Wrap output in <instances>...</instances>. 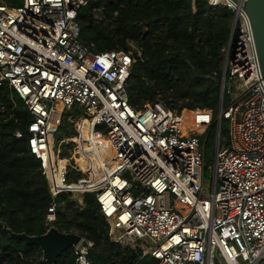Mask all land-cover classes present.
Returning a JSON list of instances; mask_svg holds the SVG:
<instances>
[{"label": "built area", "instance_id": "1", "mask_svg": "<svg viewBox=\"0 0 264 264\" xmlns=\"http://www.w3.org/2000/svg\"><path fill=\"white\" fill-rule=\"evenodd\" d=\"M90 1L23 0L13 7L0 0V88L16 93L32 116L27 149L40 159L52 197L48 223L56 220L59 195L82 204L79 198L94 193L110 240L140 251L137 263L264 264V75L248 0H208L228 9L233 21L223 49L222 100L226 94L228 102L218 118L214 163L207 167L202 137L184 129L187 111L178 113L160 100L140 111L131 106L127 82L141 57L134 45L127 52L93 53L81 42L78 14ZM68 110H80L93 135L114 150L115 166L95 148V185L83 187V170L63 158L70 143L82 156L73 141L82 119L77 137L56 144ZM223 119L228 139L220 134ZM87 147L92 150L90 142ZM50 148L66 166L56 161L52 171ZM205 169L212 173L209 186ZM94 247L82 237L73 248L75 263L95 264Z\"/></svg>", "mask_w": 264, "mask_h": 264}, {"label": "trees", "instance_id": "2", "mask_svg": "<svg viewBox=\"0 0 264 264\" xmlns=\"http://www.w3.org/2000/svg\"><path fill=\"white\" fill-rule=\"evenodd\" d=\"M3 1L13 7L23 4V0ZM96 13H100L101 20ZM232 21L228 9L212 7L208 0H91L78 14L81 42L91 52H127L134 45L136 56L141 54L127 82L129 102L135 110L160 100L178 113L212 111L214 122L206 137L201 138L203 145L206 140L216 143L223 49L229 42ZM227 102L225 94L224 108ZM64 116L59 131L77 137L82 112L70 110ZM31 122L28 108L16 93L8 87L0 88V264H48L39 247L12 238L5 226L15 234L28 236L44 235L52 227L61 233L79 234L95 243L90 255L95 264H156L151 258L137 263L140 251L125 249L110 240L109 225L94 193L84 196L83 206L71 196L59 195L56 220L48 223L52 197L40 170V159L27 149ZM228 127L229 122L223 119L222 138L228 139ZM87 130L85 126L83 136L91 140ZM17 131L24 137L17 138ZM74 141L88 159V147L80 135ZM59 158H51L52 171L58 170L56 161L60 167L66 166L67 161ZM94 178L96 172L91 167V177L83 179L84 185ZM56 264H76L74 249L66 251Z\"/></svg>", "mask_w": 264, "mask_h": 264}, {"label": "water", "instance_id": "3", "mask_svg": "<svg viewBox=\"0 0 264 264\" xmlns=\"http://www.w3.org/2000/svg\"><path fill=\"white\" fill-rule=\"evenodd\" d=\"M246 11L251 19L255 46L261 63V70L264 75V0H248ZM222 108L223 100L221 102V109ZM4 230L12 238L23 240L27 245L39 247L43 253V261L48 264H56L58 259L66 251L77 246L82 239V236L79 234L61 233L55 227H52L46 234L41 236L15 234L6 226Z\"/></svg>", "mask_w": 264, "mask_h": 264}, {"label": "rangeland", "instance_id": "4", "mask_svg": "<svg viewBox=\"0 0 264 264\" xmlns=\"http://www.w3.org/2000/svg\"><path fill=\"white\" fill-rule=\"evenodd\" d=\"M95 16L99 20L102 19L100 13H96ZM68 111H70V110H68ZM77 111H80V110H77ZM66 112L67 111L63 112L62 119L65 117L64 115L66 114ZM186 117H187V121H188V123H187L188 124V128L189 129H193L194 131H196L201 137H206V134H207L206 129H207V127L209 125L213 124V122H214L213 113L211 111H210V113L209 112L190 113V112L187 111L186 112ZM69 119H71L73 121L75 120V118L72 119V117H70ZM83 120H87V119H82V121ZM81 122L79 123L78 130H79V134H80L81 140L83 141L84 145H86V144H88V141L86 139L87 137L83 136L84 135L83 128L85 126H83V124H81ZM87 131L89 132V135H90V129H88ZM65 137H67V136L63 135L61 130H60L55 135L56 144L58 143L59 140L65 138ZM77 138H73V141H74V139H77ZM96 140L99 141L101 146L103 145V143H106V138L102 137L101 135H99L98 139L96 138ZM91 141H92L93 144L95 143L93 140H91ZM207 141L208 140H206V143H205L206 144V148L203 147L204 151H205V154H206V167L207 166H212L213 163H214V156H215V152H216L217 138H216V143L215 142L213 143L212 140H210L208 142ZM205 144H204V146H205ZM80 149L82 150L81 147H80ZM62 152H63V158H65V159L70 158V160H72L73 162H74V160H76L77 165L85 173V174L82 173V172L79 173L80 175L83 174V176H81V178L90 179V177H91V167L95 170L96 175H97L98 169H99V161L90 154V150H88V156H89L88 159L84 158L82 154H81L82 156L79 158V155L76 153V152H78V147L74 143H70V144H68V146L63 147ZM75 176H78V175L76 174ZM211 180H212V173L210 171H206V169H205V174H204L205 184L209 186L211 184V182H212ZM88 181L89 180H87L86 182H88ZM94 181H96V178H94L91 182L93 183ZM88 184L91 185L90 182ZM88 184H85V185H88ZM83 185H84V183H83ZM73 201H77L78 203H80L78 199L77 200H73ZM78 205L81 206L83 204H78Z\"/></svg>", "mask_w": 264, "mask_h": 264}, {"label": "bare ground", "instance_id": "5", "mask_svg": "<svg viewBox=\"0 0 264 264\" xmlns=\"http://www.w3.org/2000/svg\"><path fill=\"white\" fill-rule=\"evenodd\" d=\"M59 117V114L57 112L53 113V120H56L58 119ZM186 122V125L184 127V129H188V124H187V120L185 121ZM81 124H83V126H88V129H90L89 127V122L87 120H83L81 122ZM90 137H91V140H93L95 143L93 144L92 141L88 138L87 141L88 143L90 142L91 145H92V150H90V154L95 157L93 154V152H95V148L97 147L98 148V152L100 153V156L101 158L106 161V164L109 165V164H112L113 166H115L116 164V161H115V156H114V150L112 149L109 141L106 139V143H103V145L101 146V144L99 143L98 140H96V138L98 139L99 135H93L92 131L90 130ZM52 145V144H51ZM89 150V149H88ZM97 154V151L95 153V155ZM57 154H55L52 150V148H50V161L52 159H54L56 157ZM98 156V155H97ZM52 158V159H51ZM96 159L100 160L98 157H95ZM60 159V158H59ZM64 166V165H63ZM96 184V181H94L91 185H95ZM83 186H90V185H83Z\"/></svg>", "mask_w": 264, "mask_h": 264}, {"label": "crops", "instance_id": "6", "mask_svg": "<svg viewBox=\"0 0 264 264\" xmlns=\"http://www.w3.org/2000/svg\"><path fill=\"white\" fill-rule=\"evenodd\" d=\"M59 161H60V160H59ZM79 199H81L80 201L83 202L82 204L84 205V197H83V198L81 197V198H79ZM83 205H81V206H83Z\"/></svg>", "mask_w": 264, "mask_h": 264}]
</instances>
